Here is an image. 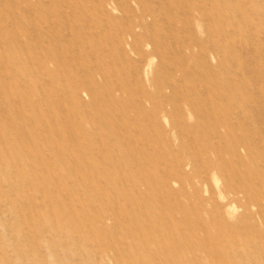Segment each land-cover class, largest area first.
Instances as JSON below:
<instances>
[{"label": "rangeland", "instance_id": "1", "mask_svg": "<svg viewBox=\"0 0 264 264\" xmlns=\"http://www.w3.org/2000/svg\"><path fill=\"white\" fill-rule=\"evenodd\" d=\"M0 264H264V0H0Z\"/></svg>", "mask_w": 264, "mask_h": 264}]
</instances>
